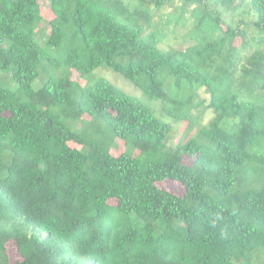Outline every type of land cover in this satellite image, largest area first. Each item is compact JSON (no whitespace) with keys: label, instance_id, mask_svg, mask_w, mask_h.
<instances>
[{"label":"trees","instance_id":"1","mask_svg":"<svg viewBox=\"0 0 264 264\" xmlns=\"http://www.w3.org/2000/svg\"><path fill=\"white\" fill-rule=\"evenodd\" d=\"M176 1L50 0L46 21L41 0H0V264H14L12 243L16 264H264V46L247 39L264 30V0H185L197 23L184 40L211 32L166 51L151 5ZM218 5L257 18L234 27ZM101 66L191 118L197 137L165 153L172 122L106 77L82 83ZM185 80L209 92V123L195 94H174ZM84 118L98 127H73ZM118 138L165 156L144 168L105 146Z\"/></svg>","mask_w":264,"mask_h":264},{"label":"rangeland","instance_id":"2","mask_svg":"<svg viewBox=\"0 0 264 264\" xmlns=\"http://www.w3.org/2000/svg\"><path fill=\"white\" fill-rule=\"evenodd\" d=\"M126 1H128V3L132 2L133 5L134 4L135 5H141L142 4L141 0H126ZM208 1H209V4L212 5L211 9H216V6L214 7V5H217L216 4L217 0H208ZM41 3H42L43 8H44L45 17L47 18L46 21H48L53 16L52 11H51V2H50V0H41ZM185 3H186L185 0H177L173 4L165 3V4H163V6H159L158 4L151 5V8L155 9L154 11H156V15L154 17V24L155 25L157 24V25L154 26L153 28H151L149 31L157 32L159 45L161 48H163L166 51L177 50V49H186L188 46L189 47L192 46V44L194 42L199 43V42L204 41L207 33L211 32L208 29L209 26H211V23H209L201 29V37H197L196 35H193L191 38L187 39V41L184 40V36L187 35L188 32L197 23V18H196V15L194 14L195 10L193 8L194 5L188 4V9L186 10L185 7H183L186 5ZM249 3H250V0H248L247 4H249ZM147 6L149 7V5H147ZM177 8L180 9V11ZM181 8H182V10H181ZM218 8H219L220 12L222 13L224 21L228 24L233 25L234 27H238L239 23L242 20L252 22V21L256 20V18H257L255 12L249 6H245L243 9L236 11V13L234 12L233 14L231 13V11H227V10H225L224 7H221L219 5H218ZM183 10L187 11L186 17L189 18V21H188L186 26L184 25V21L186 20V17L183 13L184 12ZM202 12H204V11H201V13ZM254 37H256L257 39H253ZM42 39L45 41L47 38H42ZM247 39L251 40V43L248 44L251 46V48L256 47L258 45L264 46V41H261V39H264V30L254 29V32H251L247 36ZM44 41H43V43H44ZM234 45L236 47L237 46L240 47L243 45L242 36H239L235 40ZM49 52L51 54H54V55L59 56V57H65L67 50L62 47L60 49H58V48L50 49ZM246 52L251 53L252 51L247 50ZM240 53H241V51L236 52V56H238L237 59H239ZM193 60L196 63H198V61L200 59L196 56V58H193ZM225 67L227 70L231 71L232 70L231 62H228L227 64H225ZM74 77L76 79L80 78L78 74H75ZM100 77H106L108 80H110L111 82H113L114 84L119 86L120 88L126 90L127 92L141 97L142 99H144L148 104H150L155 109L157 115L160 118H162L168 122H172L174 124L175 130H174L172 136L170 137V140H169L167 147L165 148V153H168V152L170 153V152L174 151L173 149L175 147H177L179 144L186 143L190 139L197 137L196 133H197V130H199V128H198V126H196L195 128L191 129V126H190V119L191 118L187 119V120H183V119H180L179 117H175L174 115L168 113L163 108V100H161V99H150V98L144 96L142 89H140L137 85H135L133 82H131L129 79H127L122 73L116 72L112 68H108L106 66H101L90 76V79H87L86 81L84 79H82L81 81L85 85V84H87L88 81L95 82L98 79H100ZM228 83H230V81H228ZM41 85H42V81H39L37 86H41ZM238 85H240L239 82H238ZM238 87L239 86H237L236 88L240 89V87L239 88ZM192 93L195 94V96H196V103L195 104L192 103V105H196V104H200V103L204 104L203 106L200 107V110H198L196 117L198 116V114H200L202 112L205 116L204 123L205 124L209 123L212 120V118L215 116V114L212 111V109L208 107L207 100L210 98V94L207 91L205 86H195L194 88H192L190 86V81L185 80L183 82L181 91L179 93L175 92L174 94H177V96L178 95L185 96V95H189ZM254 97L257 98L256 101L264 104V91L263 90L257 91V94ZM195 112H197V110H195ZM85 120L90 122L89 118H84V119H81V121H78L77 123H75L73 125V127L74 128H77V127L78 128H85L88 125H90L91 127H94V125L92 123L88 124V123H86ZM104 126H106V125L104 124ZM97 127H94V129H96ZM95 139L99 140L100 136H98V135L95 136ZM104 144L106 147H108V146L111 147L112 153L117 155V156L121 155L123 152H128V153H133L135 155H140V161H141V164L144 168H147L151 162H161L163 157L165 156V154H163V153L158 154V153L147 152V153L141 154L140 149L137 148L133 142L126 141L122 138H118L115 141H105ZM73 145L78 146L77 143H73ZM189 162L193 163L194 160L189 158ZM160 184L165 188H169V189L173 190L174 192L184 194L185 189L180 182L167 180V181H164ZM11 247H12V249H11L12 261L14 264H16L17 261L22 258V256L16 250V248H14L15 244L12 243ZM238 264H243V263L239 262ZM251 264H257V263L253 262Z\"/></svg>","mask_w":264,"mask_h":264}]
</instances>
